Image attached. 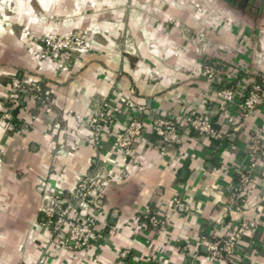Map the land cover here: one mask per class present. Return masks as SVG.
<instances>
[{"label":"crops","instance_id":"obj_1","mask_svg":"<svg viewBox=\"0 0 264 264\" xmlns=\"http://www.w3.org/2000/svg\"><path fill=\"white\" fill-rule=\"evenodd\" d=\"M241 2L0 0V264H111L123 250V264H264V163L243 201L229 205L235 171L264 124V103L240 117L198 76L213 57L236 102L258 78L264 91V0ZM81 27L91 36L79 53L39 58L44 35ZM22 75L41 80L48 105L8 106L5 120L2 101ZM104 100L117 113L94 146L88 121ZM192 109L212 114L217 137L192 132L165 145L147 132L155 111ZM133 115L146 132L120 151L112 137ZM110 173L93 208L98 240L75 250L50 244L41 226L47 197L69 193L84 175ZM147 212L160 226H149ZM256 216L260 227L244 231L232 255L209 256L203 238L219 240Z\"/></svg>","mask_w":264,"mask_h":264},{"label":"built area","instance_id":"obj_2","mask_svg":"<svg viewBox=\"0 0 264 264\" xmlns=\"http://www.w3.org/2000/svg\"><path fill=\"white\" fill-rule=\"evenodd\" d=\"M88 43V37L83 31L73 30L66 34H46L41 38L42 48L38 54L40 59L60 57L62 53H79ZM61 66V65H60ZM64 69L66 67L61 66ZM221 61L215 58H207L201 66L198 76L212 85V92L217 99L224 103H235L240 117H246L264 103V91L262 85L253 82L242 93L236 102L234 89L223 84L225 78H221ZM32 100L40 107H46L49 102L48 92L44 89L41 80L34 75L15 76L9 83V91L4 101L1 118L11 119V107H22ZM128 108L143 109L131 100L122 98ZM117 110L110 100H104L94 110L88 121L90 131V143L99 145L106 132L109 123H114ZM147 132L154 134L165 145H178L182 142L186 133H196L207 137H217L218 132L214 127L212 114L192 109L187 113H171L155 111ZM264 124L254 131L250 138L249 160L246 165L236 169V182L231 186L229 205H237L242 202L246 189L253 179L255 168L264 163V146L261 141V133ZM146 132V127L139 116L127 118L125 125L117 130L113 137V146L120 151H128L134 146V141ZM112 180L108 175L87 174L81 177L73 190L67 194H52L47 197L42 207L41 226L49 233V243L61 249L75 250L88 247L97 241L96 221L93 208L97 193H101L105 186ZM143 218L152 228H157L162 223L161 219L150 212ZM261 225L258 216L251 219H242L231 232L223 238L212 241L202 239V245L213 259H222L233 254L244 231L257 230ZM128 251L119 253L117 261L111 264H123ZM43 264V260L39 261Z\"/></svg>","mask_w":264,"mask_h":264},{"label":"rangeland","instance_id":"obj_3","mask_svg":"<svg viewBox=\"0 0 264 264\" xmlns=\"http://www.w3.org/2000/svg\"><path fill=\"white\" fill-rule=\"evenodd\" d=\"M74 30L83 31L85 33V35L88 37V42H89L90 36H91V30H90V28H88V27H81V28H77V29H74ZM71 31H73V30H71ZM51 34H61V33H51ZM62 34H66V33H62Z\"/></svg>","mask_w":264,"mask_h":264},{"label":"water","instance_id":"obj_4","mask_svg":"<svg viewBox=\"0 0 264 264\" xmlns=\"http://www.w3.org/2000/svg\"><path fill=\"white\" fill-rule=\"evenodd\" d=\"M261 0H248V5L252 4L254 6H258V3L260 2ZM241 0H238V4H240ZM241 7H245L246 5V2L245 3H241L240 4Z\"/></svg>","mask_w":264,"mask_h":264},{"label":"trees","instance_id":"obj_5","mask_svg":"<svg viewBox=\"0 0 264 264\" xmlns=\"http://www.w3.org/2000/svg\"><path fill=\"white\" fill-rule=\"evenodd\" d=\"M255 82H258L260 85H262L263 84V81L261 80V79H257ZM220 86H227V87H230V88H232V85H231V83H229V84H227V85H220ZM263 86V85H262ZM226 258V257H225Z\"/></svg>","mask_w":264,"mask_h":264},{"label":"flooded vegetation","instance_id":"obj_6","mask_svg":"<svg viewBox=\"0 0 264 264\" xmlns=\"http://www.w3.org/2000/svg\"><path fill=\"white\" fill-rule=\"evenodd\" d=\"M236 2H238V0H235ZM242 1V0H241ZM242 3V2H241Z\"/></svg>","mask_w":264,"mask_h":264}]
</instances>
